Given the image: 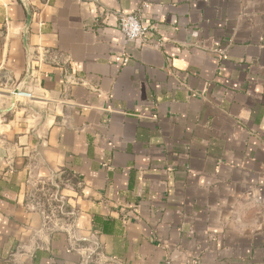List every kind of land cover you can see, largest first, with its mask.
Wrapping results in <instances>:
<instances>
[{"label": "crops", "instance_id": "1", "mask_svg": "<svg viewBox=\"0 0 264 264\" xmlns=\"http://www.w3.org/2000/svg\"><path fill=\"white\" fill-rule=\"evenodd\" d=\"M0 183V264H264V0H0Z\"/></svg>", "mask_w": 264, "mask_h": 264}, {"label": "built area", "instance_id": "2", "mask_svg": "<svg viewBox=\"0 0 264 264\" xmlns=\"http://www.w3.org/2000/svg\"><path fill=\"white\" fill-rule=\"evenodd\" d=\"M117 18L118 30L125 37L128 44L132 43L136 46L149 45L155 49H160L163 46L160 40L150 39V27L144 24L138 16L124 13L118 15Z\"/></svg>", "mask_w": 264, "mask_h": 264}, {"label": "trees", "instance_id": "3", "mask_svg": "<svg viewBox=\"0 0 264 264\" xmlns=\"http://www.w3.org/2000/svg\"><path fill=\"white\" fill-rule=\"evenodd\" d=\"M3 187H4V183H0V191ZM103 231L106 233H111L112 227H110L108 223H105V226H103Z\"/></svg>", "mask_w": 264, "mask_h": 264}, {"label": "rangeland", "instance_id": "4", "mask_svg": "<svg viewBox=\"0 0 264 264\" xmlns=\"http://www.w3.org/2000/svg\"><path fill=\"white\" fill-rule=\"evenodd\" d=\"M48 188V189H47ZM52 188L46 186V190H51ZM51 192V191H50Z\"/></svg>", "mask_w": 264, "mask_h": 264}, {"label": "water", "instance_id": "5", "mask_svg": "<svg viewBox=\"0 0 264 264\" xmlns=\"http://www.w3.org/2000/svg\"><path fill=\"white\" fill-rule=\"evenodd\" d=\"M16 94H19V92H16Z\"/></svg>", "mask_w": 264, "mask_h": 264}]
</instances>
